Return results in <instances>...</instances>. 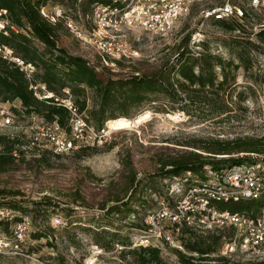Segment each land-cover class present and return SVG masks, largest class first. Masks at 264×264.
<instances>
[{
  "label": "rangeland",
  "instance_id": "rangeland-1",
  "mask_svg": "<svg viewBox=\"0 0 264 264\" xmlns=\"http://www.w3.org/2000/svg\"><path fill=\"white\" fill-rule=\"evenodd\" d=\"M224 1L226 0L195 3L189 15L184 17L172 32L163 35L147 32L126 33L118 38L129 53L124 59V65L120 66L109 60L104 66L121 76L135 73L137 70L151 72L175 62L183 50L188 49L192 57H199L205 52L203 43H207L208 51L221 56L223 60L234 59V62L240 65L236 78L227 82L221 90L222 99L231 103L232 110L220 117L204 118L201 116L203 114L191 116L176 109L186 104L192 105L190 108L205 104L206 100L213 98L215 91L211 89L209 93L196 92L197 96L192 95L193 102L186 98L176 104L158 94L147 106L133 107L129 116L108 119L105 130L96 132V135L92 134L91 139L89 138L92 149L86 152L75 150L62 154L47 153L43 165L49 164L50 167L43 168L41 165L39 173L37 170L40 166H35L32 159L39 157L41 152L30 150L25 156L22 169L14 173L15 180L8 178L16 182L25 194L18 198H23L27 211L23 213L0 206V264H134L135 256L129 254L124 257L121 254V250L128 245L129 248L140 245L158 246L161 255L170 264H181L174 251L186 250L183 241L187 234H174L176 241L173 242L164 236L158 237L159 229L150 223L151 217L164 206L162 202L173 205L175 195L182 190L180 179L175 180L174 177L169 178L161 174L160 159L185 150L205 153L193 148L194 143H203L213 138L227 140L264 135V43L258 39L256 33L260 29L258 24L264 21V9L256 11V21L252 23L228 20L236 26V29L230 30L213 18H205L203 14V10L208 6L222 4ZM231 1L241 4L249 0ZM56 6L63 7L68 17L78 21L77 26L81 30V33L77 32L76 35L64 30L59 36V45L70 53L84 56L95 65L100 54L91 36L95 26L94 17L90 13L84 16L79 5L75 8L67 0L48 3L51 11ZM189 36L191 37L187 43ZM250 42L257 44L259 49L256 50ZM242 54L240 59L239 55ZM244 63L248 69L244 67ZM101 70L102 68L97 67V71L102 72ZM220 70L219 68L221 80ZM108 73L112 72L107 71L105 76ZM38 93L45 97L44 95L51 92L42 88ZM183 95L188 97V93ZM93 98L95 99V93L90 90L89 107L81 115L97 131L96 122L90 116L94 106ZM61 99L73 102L69 89L64 91ZM21 109L19 100L0 103V113L5 111L13 118L14 126L20 127L0 128V135L17 130L16 132L24 138L32 139L34 134L40 131V127L47 124L41 116L17 113ZM146 111H150L151 116L137 124L136 118ZM188 143L192 146H188ZM245 154H219L214 158L228 159L230 156L242 157ZM253 159V156L249 155L248 160ZM126 161L132 163L141 180L138 187L141 196L137 192L134 199L138 197L142 204H133L137 212L124 208L120 214H107L106 210L96 205L89 208L80 201L74 202L76 196L71 193L76 191L81 179H84L83 188L87 190L88 197L95 191L100 193L101 197L110 191V186L119 192L120 174ZM229 164L230 161L225 163V166ZM44 197L53 204L47 212L43 208L45 203L40 206L35 204L36 201L41 202ZM97 200L99 201L98 197L93 201ZM160 224L164 230L173 232L172 222L168 219L161 220ZM20 227L23 229L22 238L18 236ZM96 231L100 234L96 235ZM222 233L230 240L234 231L230 227L223 229ZM97 240L100 241L99 244ZM221 250L222 248L213 255L226 256L239 264L264 261L255 258L252 252L237 250L223 254Z\"/></svg>",
  "mask_w": 264,
  "mask_h": 264
},
{
  "label": "trees",
  "instance_id": "trees-1",
  "mask_svg": "<svg viewBox=\"0 0 264 264\" xmlns=\"http://www.w3.org/2000/svg\"><path fill=\"white\" fill-rule=\"evenodd\" d=\"M54 1L57 0H0V11L7 9L8 13L5 17L20 29L18 33L11 29L8 34L0 32V45H9L17 56L23 57L36 66L34 78L29 79L15 63L0 57V103L19 100L22 109L17 113L41 116L47 122H59L65 126L69 124L72 114L69 108L61 103L64 91L70 90L73 104L82 114L89 107V91L93 90L95 99H92L94 106L90 111V116L96 122L98 131L105 128L108 119L129 116L133 107L147 106L158 94H162L170 102L176 104L186 98H190L193 102L192 95L197 96L196 92L209 93V89H211L213 92L215 91L211 98L212 101L211 99L206 100L205 104L195 105L193 108H190L192 105H181L176 109L185 111L191 116L203 114L201 116L204 118L220 117L232 110L231 103L222 99L221 90L224 89L227 82L236 78V71L240 65L236 64L234 59L223 60L221 56L208 51L207 43H203L205 52L201 53L199 57H192L191 52L187 49L179 53L175 62L166 64L158 70L146 72L142 69L143 71L137 70L135 73L121 76L105 67L100 55L94 65L84 56L70 53L65 47L59 45V36L63 34L64 30L68 32L69 30L63 21L54 24L41 13L43 6H48V3ZM67 1L75 8L79 5L84 16L92 14L97 5L113 4L112 0ZM217 21L224 28L236 29V26L227 19ZM256 33L258 39L264 43V28L259 29ZM190 37L187 38V43ZM250 43L256 50L259 49L257 44ZM242 57L243 54L239 55L240 59ZM115 63L123 66L124 60H118ZM97 67L102 68V72L97 71ZM244 67L249 68L245 63ZM219 68L221 69V80L219 79ZM107 71L112 73L105 76ZM39 84L44 85L45 89L53 93V96L42 98L38 96V91L42 89ZM34 86H39L38 91L34 89ZM185 93H188V97H184ZM198 111L199 113H197ZM25 143L24 136L20 134L18 136L0 135V206L23 213L27 209L23 204V198L19 199L18 197H23L25 194L12 180H15L14 173L22 169L25 156L28 155L22 150ZM187 145L192 146L191 143ZM194 147L208 154H246L242 157L230 156L228 159L226 157L216 159L214 158L217 157L216 155H206L196 150L179 151L177 155L160 159L161 174L172 178L187 171L203 173L207 166L219 169L245 163V161H249L251 153H264V135L227 140L213 138L205 140L203 143H194ZM89 149L92 148L88 146L78 150L86 152ZM15 152L18 153L17 156ZM40 152L39 157L32 159L35 166H40L37 173L41 172V165L46 161L47 153L52 151L43 149ZM228 161L231 164L225 166ZM46 165H43V168L50 167L49 164ZM9 177L13 179L10 180ZM120 181L121 190L119 192L110 186V191L105 195L99 197L100 193L95 191L89 198L87 190L83 188L84 179H81L80 185L71 194L76 196L74 202L80 201L82 205L89 208L96 205L102 210H106L107 214L112 212L120 214L124 208L137 212L133 204H142L138 197L134 199L137 192L139 193L138 187L141 180L131 162H124ZM139 196H141L140 193ZM96 197L99 198V201H93ZM45 199L47 197H44L41 202L36 201L35 204L40 206L45 203L43 208L47 212L53 204ZM217 204L221 210L247 212L251 216H256L264 207V194L257 199L246 198L218 202ZM95 234L98 235L100 232L96 231ZM180 234H187L183 241L186 250L175 249L174 251L181 264H239L226 256L213 255L223 247L225 242L223 240L225 236L221 229L213 232L195 231L183 226ZM97 242L99 244L100 241L97 240ZM129 246H125L126 248L121 250V254L124 257L129 254L135 256L134 264H170L161 255V249L158 246L140 245L134 248H129ZM61 264L67 263L62 262ZM79 264L84 263L79 262ZM247 264H264V261L248 262Z\"/></svg>",
  "mask_w": 264,
  "mask_h": 264
},
{
  "label": "built area",
  "instance_id": "built-area-1",
  "mask_svg": "<svg viewBox=\"0 0 264 264\" xmlns=\"http://www.w3.org/2000/svg\"><path fill=\"white\" fill-rule=\"evenodd\" d=\"M202 1L207 0H112L111 5H97L92 13L95 26L91 35L97 52L105 64H108L109 60L114 64L118 60H124L129 53L124 49L119 37L129 32H147L153 35L172 32L182 19L189 15L191 7ZM258 9H264V0L243 1L241 4L226 0L222 4L208 6L203 10V14L205 18L214 20L235 19L252 23L256 21L255 13ZM7 13V9L0 11V32L8 34L11 29L18 33L20 29L5 17ZM41 13L54 24L63 21L71 34L81 33L77 26L78 21L68 17L63 7L56 6L51 11L48 6H43ZM258 25L260 29L264 28V21ZM0 57L15 63L29 79L34 78L36 66L17 56L9 45H0ZM39 86L45 89L44 85ZM39 86H34V89L38 91ZM37 95L42 98L39 93ZM44 96L50 97L53 93ZM61 103L71 111V122L65 126L59 122H47L32 139L24 138L26 143L22 150L26 153L33 149L37 152L49 149L55 154L70 153L91 146L92 134L96 135V132L105 130L102 128L96 131L90 126L71 100L61 99ZM13 123V118L9 114L5 111L0 113V128H20ZM16 131L8 134L18 136ZM17 154L15 152L16 156ZM251 155L254 159L245 163L219 169L207 166L203 173L187 171L174 177L175 180L180 179L182 182L180 183L182 190L175 195L174 204L163 201L164 206L151 217L150 223L159 229L158 237L164 236L167 240L175 242L173 235H179L183 226L195 231L210 232L232 227L233 237L230 240L225 238L221 252L223 254L234 253L237 250L252 252L255 258L264 260V207L259 214L251 216L247 212L221 210L217 204L263 196L264 153ZM164 219L172 222V233L160 226L161 220ZM18 236L23 237L22 227Z\"/></svg>",
  "mask_w": 264,
  "mask_h": 264
},
{
  "label": "bare ground",
  "instance_id": "bare-ground-1",
  "mask_svg": "<svg viewBox=\"0 0 264 264\" xmlns=\"http://www.w3.org/2000/svg\"><path fill=\"white\" fill-rule=\"evenodd\" d=\"M52 94V93H50ZM151 116L150 114V111H146V112H143L141 115H139L137 118H136V123H142V121L148 119L149 117ZM135 124V123H134ZM91 263V262H90ZM92 264V263H91Z\"/></svg>",
  "mask_w": 264,
  "mask_h": 264
}]
</instances>
